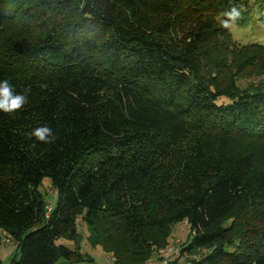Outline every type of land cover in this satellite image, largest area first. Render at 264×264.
<instances>
[{
  "label": "trees",
  "instance_id": "1",
  "mask_svg": "<svg viewBox=\"0 0 264 264\" xmlns=\"http://www.w3.org/2000/svg\"><path fill=\"white\" fill-rule=\"evenodd\" d=\"M240 4L234 24L264 30V0H0V81L28 90L0 112L11 264H84L62 241L78 220L115 264L151 262L183 222L174 264H264V45L222 27Z\"/></svg>",
  "mask_w": 264,
  "mask_h": 264
},
{
  "label": "rangeland",
  "instance_id": "2",
  "mask_svg": "<svg viewBox=\"0 0 264 264\" xmlns=\"http://www.w3.org/2000/svg\"><path fill=\"white\" fill-rule=\"evenodd\" d=\"M3 14H10V11H4ZM231 33L233 40L242 46L251 45V44H263L264 45V30L255 27H239L235 24L231 26ZM247 60H252L251 55L244 57ZM264 59V57H263ZM253 61V60H252ZM245 63H250L245 62ZM262 67L259 69V66L253 65L252 68H249L248 72L254 70L256 73V78L254 80L257 84H262L264 82V67L263 63H259ZM40 191L45 199V202L48 208L55 206L56 204V195L53 189L50 187V179L48 177L44 178ZM78 235H75L73 240H62L68 247L72 249H78L80 253L86 255L84 264H115V259L112 255L105 252L101 245L94 246L90 240V231L84 225L82 220L77 221ZM1 244H0V259L1 264H11L13 260H19L20 254L16 250V245L13 242H10L7 239L6 233H1ZM169 246L166 249H160L157 254H154V257L150 258L151 262L146 264H174V260L177 259L179 254V243H187L189 239L192 238L187 224L177 223L171 228ZM157 252V251H156ZM162 257V260H159V256ZM90 259L91 262L87 261ZM171 261V262H169Z\"/></svg>",
  "mask_w": 264,
  "mask_h": 264
},
{
  "label": "clouds",
  "instance_id": "3",
  "mask_svg": "<svg viewBox=\"0 0 264 264\" xmlns=\"http://www.w3.org/2000/svg\"><path fill=\"white\" fill-rule=\"evenodd\" d=\"M243 5H237L232 7L229 11L223 13L228 19L224 20L222 27L231 29L232 24L240 19ZM27 89L23 92L17 93L11 83L5 79L0 81V112L6 115H12L20 111L28 103ZM30 137H34L37 141L42 143H53V140L48 139L49 136H53V132L48 126H41L33 129L29 133Z\"/></svg>",
  "mask_w": 264,
  "mask_h": 264
}]
</instances>
